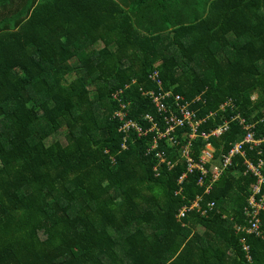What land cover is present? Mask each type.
Wrapping results in <instances>:
<instances>
[{"label": "trees", "instance_id": "obj_1", "mask_svg": "<svg viewBox=\"0 0 264 264\" xmlns=\"http://www.w3.org/2000/svg\"><path fill=\"white\" fill-rule=\"evenodd\" d=\"M261 161L264 0H0V264H264Z\"/></svg>", "mask_w": 264, "mask_h": 264}, {"label": "built area", "instance_id": "obj_2", "mask_svg": "<svg viewBox=\"0 0 264 264\" xmlns=\"http://www.w3.org/2000/svg\"><path fill=\"white\" fill-rule=\"evenodd\" d=\"M155 74H157V73H155ZM166 96L174 97L175 102L177 103V106L179 107L180 114L183 117L182 119H177L176 113L174 111H170V117H169L170 121H172V122H174L175 124H178V125H182L185 121H187L193 127L194 133H196L197 127L199 126L200 122H195L196 118H197V115H196L195 112L190 111L188 109L187 105L180 104V102L182 101V96L181 95H178V94L173 95L171 92H164L160 96L154 97V102L156 103V106H157L158 110L160 112H162V111H164L166 109V106L163 103V98L166 97ZM221 108H223V106ZM129 125L136 126L135 124H128V126ZM171 129H173V128L171 127ZM228 130H229V126L228 125L220 126L211 135L220 136L221 134H224ZM209 136L210 135L203 134V137H205V139H208ZM261 142H262L261 140H256L255 139V134L252 131H250L247 134V136H246L244 141L236 144L235 148L231 151L230 155L224 156V157H220L219 161L222 162L223 167H228L232 163V157L233 156H235V155H237L239 153H244V149H245L246 145L254 144V143L256 145H258ZM210 147L211 146H209V151L203 153L202 163H206V162L210 161L213 158L214 151ZM187 149L190 152L188 147H187ZM188 151H186V155L187 156H188V153H189ZM189 163H190L189 164V170H192V169H194L196 167H199V168L201 167L200 165H194L191 159L189 160ZM263 165H264L263 161H261L259 166H255L252 163H249L250 170H252L259 177L258 182L256 183V185L254 187L256 192H260L261 191L262 183L264 182V176L262 174V166ZM202 171L205 172V170H203V169H202ZM213 172H215V177L218 178L219 175H221L223 171H221V169L216 167ZM252 202H253V204L252 203L251 204L253 206L257 207V208H262V206H264V203H256L254 199L252 200ZM212 205H214V203ZM252 229H256L257 230L258 229V224L254 222L253 226H252Z\"/></svg>", "mask_w": 264, "mask_h": 264}, {"label": "water", "instance_id": "obj_3", "mask_svg": "<svg viewBox=\"0 0 264 264\" xmlns=\"http://www.w3.org/2000/svg\"><path fill=\"white\" fill-rule=\"evenodd\" d=\"M228 173L222 178V180L220 181V185H224L225 184V181H226V179H227V177H228Z\"/></svg>", "mask_w": 264, "mask_h": 264}]
</instances>
